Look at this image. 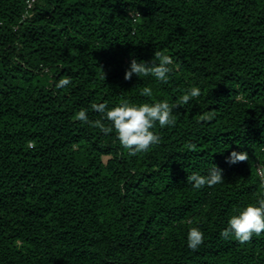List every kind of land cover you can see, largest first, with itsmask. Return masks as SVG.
Masks as SVG:
<instances>
[{"label": "trees", "instance_id": "1", "mask_svg": "<svg viewBox=\"0 0 264 264\" xmlns=\"http://www.w3.org/2000/svg\"><path fill=\"white\" fill-rule=\"evenodd\" d=\"M155 51L172 57L167 83L124 79ZM193 86L201 95L136 156L74 118L101 119L93 103L175 105ZM233 150L248 161L227 163ZM213 165L223 183L187 182ZM258 169L264 0H0V264H264V234L220 235L234 209L264 198ZM192 227L204 233L196 251Z\"/></svg>", "mask_w": 264, "mask_h": 264}, {"label": "clouds", "instance_id": "2", "mask_svg": "<svg viewBox=\"0 0 264 264\" xmlns=\"http://www.w3.org/2000/svg\"><path fill=\"white\" fill-rule=\"evenodd\" d=\"M142 18L137 11L134 22ZM173 64L172 57L162 51H155L151 62L137 61L131 59L129 68L125 71L124 79L131 80L133 75L137 77L153 76L156 80L167 83L169 75L172 72L170 65ZM105 78V74H104ZM71 83L70 77H62L57 82V88H64ZM141 95L151 97L152 89L144 87ZM201 95V89L193 86L179 98L178 104H170L167 100L155 101L153 103L132 104L123 101L117 106L108 108L107 103H93L91 109L101 114V119L89 120L86 109H80L75 113V120H78L90 127L99 128L105 135L116 134L120 145L125 148L129 155L136 156L140 153L148 152L152 147L160 143L161 137L153 131L159 125L160 128L174 126L176 117L173 115V109L188 104L193 98ZM206 117H201L205 119ZM107 121L108 124H105ZM35 142L29 141L28 147L33 148ZM189 151H195L196 145L189 143L186 145ZM247 152L231 151L226 162L230 165L238 162L248 161ZM257 175L260 178V187L264 188V169H258ZM187 182L194 189L203 187H213L224 182L223 170L213 165L207 173L202 175L197 172L187 176ZM228 226L221 231L220 235L224 239L234 236L240 244L249 243L255 235L259 237L264 234V198H260L255 204L249 203L238 209H234V214L230 216L227 222ZM204 243V233L198 227H192L187 234V247L193 251Z\"/></svg>", "mask_w": 264, "mask_h": 264}]
</instances>
